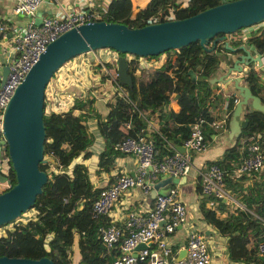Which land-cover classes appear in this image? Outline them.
<instances>
[{
  "label": "trees",
  "instance_id": "1",
  "mask_svg": "<svg viewBox=\"0 0 264 264\" xmlns=\"http://www.w3.org/2000/svg\"><path fill=\"white\" fill-rule=\"evenodd\" d=\"M124 1L105 0L106 9L102 10L98 0H91V7L99 10L101 14L99 19L120 21L131 26L146 23L145 19L144 21L142 19L143 16L154 14L163 4L174 3V0H130V16L121 19V15L128 11ZM221 1L225 0H187L186 7L189 9H193L194 5L198 7L187 14ZM238 30L237 28L233 31ZM245 42L264 53V29L246 36ZM221 50L223 49L219 44L206 49L202 48L197 40L187 42L178 48L163 50L161 52L166 55V58L157 67L149 70L146 78L141 77L137 60L128 59L126 73L130 76L131 86L119 83L125 90L126 97L117 96L115 91L111 92L112 99L103 104L105 110L102 115L98 113L99 108L95 105L89 90H86L84 95L80 92L74 95L69 107L59 111L45 112L43 99L42 124L45 137L42 143V159L38 162V166L45 172V182L41 186V191L35 195L30 207L34 210V218L26 220L23 224L14 225L16 229L14 236L21 237V240L12 242L10 236L0 237V255L30 258L45 255L52 259L53 264H67L68 251L75 238L77 240L76 254H78L76 264H109L113 253L105 252L104 245L97 236V228L107 225L109 220L104 214L93 215L91 210V202L100 187L91 183L86 172L87 165L82 160L71 164L78 156L81 159L88 157L89 145L94 142V134L87 128L86 118L94 117L95 130L102 140L96 152L94 173L110 172V169L114 167L115 158L129 155L117 150L113 144L126 137L134 136L137 132H146L151 136L156 158L159 159L163 153L171 152V149L166 147L167 144L174 149L180 146L188 133V124L194 118L201 115L206 122L212 118L205 102L216 103L220 96L212 90V86L216 83L210 82L207 77L218 69ZM158 54L146 57L157 58ZM188 70L193 73V79L190 78ZM259 71L264 74L260 68L247 69L241 78L251 92L257 94L264 103V80L258 76ZM232 97L230 93L225 97V110L228 113L225 125L234 105ZM170 101L178 105L177 110L168 106L167 103ZM130 102L136 108L132 107ZM138 110L143 112L144 117L149 121L158 117L155 121L158 132L152 129H149V132L146 131L145 118L139 115ZM130 117V127L126 130L120 129V125ZM243 118L246 120L244 128L233 136L232 143L222 150L218 158H211L206 162H214L221 170L227 185L242 189L237 193L239 200L259 213L264 201V168H260L245 185L243 181L232 180L230 177V169L240 161L245 146L252 140L248 135L255 134L257 130H264L262 111L252 110L246 104ZM211 132L212 129L204 123V137L210 136ZM258 143L264 154V138L262 137ZM51 160L56 165L71 164L72 166L61 172L52 171L48 169ZM4 177L10 183L13 182L11 166L6 168ZM7 188L8 186L0 183V192ZM198 191V188L194 189L193 194ZM146 198L149 197L146 196ZM206 198L208 196H201L198 200L200 218L204 223L214 226L220 236L226 237L224 251L227 258L231 261L239 260L245 264H264V251L257 250V243L264 240V226L249 219L239 209L233 213L228 212L223 218L217 216L214 209L204 205ZM125 233L124 231L123 235ZM29 235L33 236L31 244L27 240ZM121 238L122 236L118 241ZM44 239L46 241L43 248L41 245ZM138 264L146 263L139 261Z\"/></svg>",
  "mask_w": 264,
  "mask_h": 264
},
{
  "label": "built area",
  "instance_id": "2",
  "mask_svg": "<svg viewBox=\"0 0 264 264\" xmlns=\"http://www.w3.org/2000/svg\"><path fill=\"white\" fill-rule=\"evenodd\" d=\"M38 2L39 0H12L11 11L17 13V15L26 17L22 26H19L17 29L0 20V53L2 55L0 59V78L2 67L4 65L7 66V70L0 81V119L3 106L14 87L18 84L25 71L34 63L37 54L43 50L44 46L57 37L59 32L65 28L67 29L82 23V21L99 19L101 16L96 8L91 7V0H81L80 2L82 3L72 4L68 8H60L57 13L41 14L39 22L33 23ZM104 5V3L100 5L102 10L106 9ZM262 28L264 29V21L260 20L254 22V24L239 28L238 34L240 35V39L245 41L247 34L255 33ZM260 53L264 65V53ZM107 56L109 57L106 61L114 63L116 53L113 54L110 51L107 53ZM138 56L140 55L127 53L124 57L126 61L130 58H135L140 70L155 68L152 62L147 61L149 59L155 60V58L140 56V58L145 59L140 61ZM95 59L98 63L99 60ZM99 64V69L102 70L105 81L115 86L111 92L115 91L117 96L126 97L125 90L119 85L120 82L115 79L116 64L114 63L112 68L108 70L105 68L103 62ZM52 76L49 77L45 86L46 94H43V99H49L46 96L48 93L49 95L56 93V90H51L48 87V85L52 84ZM237 93L235 88L230 92L233 96V101L237 99ZM82 94L84 95V93ZM110 94L106 95L105 99L109 98L108 100L111 101ZM94 98H97V96H94ZM65 100L66 103L63 106L68 108L69 105H66L68 102L71 104L72 98L68 94H65ZM172 102L167 103L169 107L172 105ZM223 102L225 103V99ZM132 107L136 108L135 105H132ZM138 113L141 117L145 118L143 112L138 110ZM227 114L225 112L218 118H210L207 122L203 116L198 115L188 124V133L183 138L182 143H180L182 151H177L167 144L166 147L170 148L171 152L167 154L163 153L159 159L156 158V151L152 144L153 141L148 133L143 135V133L140 134L136 131L137 133L134 136L126 137L113 144L117 150L132 155L134 161L133 167L127 171L113 170L108 178V183L99 188L96 197L91 202L92 214H104L109 220L107 225L97 228V236L104 245L105 252L113 253L109 264H138L139 261L146 264H210L212 251L209 242L213 241V238L212 234H206L203 228L194 226L188 222L185 233L179 242L176 245L169 243V237L178 227L183 225L185 218L188 217L186 202H183L179 196L180 182H170L166 191L154 193L150 197V204L147 206L141 205L139 203L140 199L136 197L134 201H138V203L131 201L130 198L134 197L137 191L142 195H146L152 184L158 179L160 173L188 179L187 175L190 170L189 177H191V180L189 179V182L193 186V190L199 189L194 194L197 209L199 198L201 196H208L204 201V205L207 208L214 209L217 216L223 218L227 216L228 212L233 213L236 209H239L249 219L264 226V201L262 210L258 213L239 200L237 193L241 192L242 189L239 187L232 188L227 185L228 183L222 177L221 170L214 162L208 161L197 166L192 165V156L204 150L208 144L207 138L203 135V124H208L216 131H222L225 128ZM144 121L147 126L149 120L145 118ZM130 125L131 117L120 125V129L126 130ZM149 129L158 132L156 128L150 127ZM248 136L252 138L251 142L245 146L244 154L240 161L230 169L232 180L239 179L243 181V185L247 184L250 180L246 179L245 175L254 176L256 171L264 165V154L258 143L262 137L264 138V130H257L255 134ZM3 139V133L0 129V174L4 176L6 168L11 166V164L5 149L2 148L5 144ZM80 160H82L80 156L75 158V161ZM52 162L51 160V164L49 165L53 167L49 170L56 172H61L70 165H56ZM0 183L8 187L11 184L10 181ZM14 218L18 219V217ZM124 231L126 233L123 235ZM0 236L2 235L0 234ZM121 236V240L118 241ZM76 242L77 240L70 245V248L72 245L75 246ZM138 242L144 244V246L134 249V246ZM180 250H183L184 253L178 257V251ZM257 250L260 252L264 251L263 239L257 243Z\"/></svg>",
  "mask_w": 264,
  "mask_h": 264
},
{
  "label": "water",
  "instance_id": "3",
  "mask_svg": "<svg viewBox=\"0 0 264 264\" xmlns=\"http://www.w3.org/2000/svg\"><path fill=\"white\" fill-rule=\"evenodd\" d=\"M42 10L35 11L33 23L41 19ZM264 20V0H225L205 6L191 14L176 18L159 19L144 24L127 26L115 20L94 19L82 21L60 31L58 36L48 42L40 51L34 63L25 71L3 106L0 129L3 133L2 148L10 159L13 182L0 192V225L19 217L32 205L35 195L41 191L45 182V172L38 166L42 159L43 130V94L49 77L64 62L83 51L110 47L116 53V79L131 86L130 76L126 73L127 61L123 53L140 56L156 55L169 49L178 48L187 42L197 40L202 48L219 46L232 56L231 65L219 75L207 77L210 82L227 84L232 81L238 97L234 101L230 117L227 119L228 135L236 136L244 128L246 120L242 117L243 108L248 104L252 110L264 114V103L253 94L250 88L241 82L240 71L243 66L252 63L264 71L261 53L250 52L243 44L229 45L223 34L237 28ZM222 33V35H218ZM8 35V34H7ZM206 44H209L206 46ZM249 67L248 69H250ZM7 66L1 70L2 80ZM189 71V70H188ZM235 72L232 74L231 72ZM231 73V74H230ZM190 78L194 75L189 71ZM179 151H182L180 147ZM183 177L168 176L160 173L152 184L147 196L152 197L167 183L184 182ZM7 181L0 174V182ZM208 230H204L207 234ZM138 242L134 246L143 247ZM178 251V257L183 254ZM0 264H53L50 257L38 258L25 256L0 255Z\"/></svg>",
  "mask_w": 264,
  "mask_h": 264
},
{
  "label": "crops",
  "instance_id": "4",
  "mask_svg": "<svg viewBox=\"0 0 264 264\" xmlns=\"http://www.w3.org/2000/svg\"><path fill=\"white\" fill-rule=\"evenodd\" d=\"M80 1L81 0H39V2L36 5V10L40 9V10H42V15H48V14H52V13H57V11H59L60 8H63V7L68 8L72 4L82 3ZM11 4H12V0H0V20H3V22L5 24L11 25L12 27L17 29V28H19V26H22L23 22L26 20V17L22 16V15H17V13L12 12L10 9ZM130 4H131L130 0L124 1V5H125V7L128 8V11H127V13L125 12L124 14L121 15V19H125V18H128L130 16L129 15L130 8H131ZM186 4H187V0H179V1L174 0V3H168L167 5H165L166 7H163V8L161 5V7L154 14L143 16L142 19H143V21L145 19V22L147 23L150 21H156V19H161V18H164V19L176 18V17H180V15H185L189 11L198 8L197 6L194 5L193 9H189L188 7H186ZM100 5H99V7H100ZM181 11H182V13H180ZM238 33H239V31H232L229 34H226L224 36V40H226L229 45H235V44L243 43L249 48L251 53L255 54L254 52L257 50L254 49L251 45H248L244 40L242 41L240 39V35ZM219 43H220V41L217 42L216 44L218 45ZM220 54H221V60L219 62L218 69L213 74L214 76L221 74L222 72L225 71V69H227V67L229 65H231V61H232L231 57L232 56L227 57L228 54H227V51H225V50H221ZM79 55L80 54L73 56L71 59L68 60L64 69L62 70L64 74L69 75V76L74 75L73 73H69V71H73V72H76V71L80 72L81 70L83 71V69H81L83 64L84 65L89 64L88 59L82 61V58L78 57ZM1 57H2V55L0 53V59H1ZM242 66H243V70L240 71V74L242 72H244L245 70H247L249 67H251L253 69H258L253 63L249 66H244V65H242ZM86 68H88V67L86 66L84 69H86ZM231 73L234 74L235 72L233 71ZM92 74L94 75V73H92ZM258 76H260V77L262 76L260 72H258ZM76 78L77 77H75L73 79L76 80ZM240 78H241V76H240ZM92 79H94L93 80L94 82H98L97 81L98 78L96 79L93 76ZM99 81L103 82V81H105V78L103 77V79L99 80ZM241 82L243 84H245L243 78H241ZM72 83L73 82H71V84ZM81 83H83V82L81 81ZM214 83H216V85L212 86V90L214 91L215 94L219 93L220 99L216 103L211 102V101L205 102V106L207 107V110L212 117L211 119L218 118L221 114H224L226 112L225 103L223 101L225 99L226 94L230 93L234 89L232 81L227 83V84H223L221 82H214ZM89 84L91 86L88 87V90L91 92V95L93 96V98H94V96H97V98H94L95 105L98 106V108H99L98 113L100 115H102L104 113V110H105V109H103V106H104L103 104H105V101H107V102L109 101L108 100L109 98L105 99L106 95L111 93V91L115 88L114 84L110 85L107 81H105V88H106V92L104 94L105 96L98 95V92H99L98 89L100 87L97 88V85L94 84L93 82L92 83L91 82L90 83L89 82L83 83L82 86H78L76 83H74V85L72 84L73 86H68V89H70L69 90L70 92H68L67 94L68 95L71 94L73 97L74 95L78 94L79 92L84 93V91H86V90L83 91L80 88L83 87V85L89 86ZM171 104H172L170 106L171 109H173V110L178 109V105L174 101ZM68 105H70V102H68V104L66 106H68ZM65 108L66 107L61 108V109H65ZM242 112H244V108H243ZM242 117H243V115H242ZM157 118L158 117H156V118L154 117L151 121H149L148 125L145 126V129L147 132H149L150 127H152V128L157 127L156 122H155L157 120ZM92 120L94 122V117ZM86 124H87V120H86ZM224 127L225 128L222 131H216L209 126V128L212 129V132H211L210 136H208L206 138L208 140L207 145L210 144V146H208L203 151L198 152L197 154H194L192 156V165L193 166H197L199 164H202L203 162H206L208 159H211V158H214V159L218 158L222 154V150H224L227 146L230 145V143H232V141L234 140V137L233 136H232V138L229 137L227 125H225ZM87 128H88V125H87ZM93 129L95 130V128H93ZM95 131H97V130H95ZM140 134H142V133H140ZM144 134H147V133L144 132L143 135ZM98 139L100 142L98 147L100 148L102 140H101L100 136H98ZM90 147H91V144L89 145V148ZM99 148H98V150H99ZM179 149H180V146L178 148H176L177 151H179ZM128 157H131V158H128ZM87 158H91V157L88 156L85 159H82V162L86 165H87V161H86ZM133 161H134V157L132 155H125L122 157H117V158H115V161H114V167H112L110 169V172L106 173V172L100 171L98 173H92L93 169L96 168V162H95L93 168H91L90 166L87 165L86 172H87L89 180L91 181V183L94 186L102 187L108 183V181H109L108 178L110 177V174L113 172V170H115V171H127L133 167ZM246 176H248V177H246ZM244 177L249 180V179L253 178L254 176L245 175ZM185 183H188V179H185L184 182L180 183V191H182L184 189L183 185ZM169 185H170V183L164 184L160 188V191H166L168 189ZM191 188L193 190L192 185L190 187V190H191ZM187 189H188V192H190L188 187H187ZM193 192H194V190H193ZM193 192H192V197L190 199V202L189 201L186 202L185 200H183L181 198L183 202H186V207L188 210V217L185 218V222L183 223V225L178 227L176 229V231L169 237V240H170L169 243H171V245H176L179 242V240L183 237L185 230L187 228V223L189 222V223H192V225H194V226L203 228L204 230H208L207 231L208 235L212 234L213 241L209 242V246H210V249L212 251L210 264H245V263L240 262L239 260L231 261L227 258L226 252L224 251V242H226V237L217 235L215 230L213 229L214 228L213 226H211V225L209 226V224L204 223L202 221V219L200 218V212L197 209V202L195 201ZM146 196H147V194L142 195V194H140L139 191H137L135 193V196L131 197L130 199L132 202L138 203V201H134V198L135 197L139 198L140 199L139 203L141 205L147 206L150 204V197L148 196L149 198H146ZM192 206L195 207V210H193L191 208ZM74 242H72V243H74ZM71 248H73V250L71 252H73V254L75 255L74 256V258H75L74 263L76 264V261L78 258V254H76V247L74 248V246L72 245ZM69 252H70V250L68 251V253ZM213 259L215 260L214 262H213Z\"/></svg>",
  "mask_w": 264,
  "mask_h": 264
},
{
  "label": "rangeland",
  "instance_id": "5",
  "mask_svg": "<svg viewBox=\"0 0 264 264\" xmlns=\"http://www.w3.org/2000/svg\"><path fill=\"white\" fill-rule=\"evenodd\" d=\"M176 1H179V0H176ZM102 3H105V0H98V5L99 4H102ZM167 5V4H166ZM161 7V6H160ZM159 7V8H160ZM163 7H166L165 5H162V8ZM99 10H97V12H98ZM157 11V10H156ZM180 13H182V11L180 12ZM179 13V14H180ZM100 16V15H99ZM260 21V20H259ZM264 21V20H263ZM242 28V27H241ZM6 45H8V44H6ZM110 47H107V48H96V49H94V50H92V51H90V50H87V51H83V53H80V55L78 56L79 58H82V61L83 60H89V64L88 65H84L83 64V66H82V68L81 69H83V71L81 70L80 72H78V71H76V72H73V71H69V73H73L74 75H71V76H69V75H66V74H64L63 73V69H64V67H65V65L67 64V62H68V60L67 61H64L60 66H59V68L57 69V70H55V72L56 73H54V74H52L51 76H52V84L49 86L48 85V87H50L51 88V90H56V93L55 94H53V95H49V93L46 95V96H48L49 97V99L47 98V99H44L45 100V103H44V110H45V112H48V111H50V110H53V111H59L60 110V108H63L64 106L63 105H65V103H66V100H65V94H67L68 92H70L69 90L70 89H68V86H73L74 85V83H76L78 86H82V84L83 83H86V82H93L94 84H96L97 85V88H99L98 89V95H100V96H105L104 94H105V92H106V88H105V81H99V80H102L103 79V77H104V75H103V73H102V70H100L99 69V67H100V62H103V64H104V66H105V68L108 70V69H111L112 68V65H114V63L116 64V60H114L113 62L114 63H112V62H107L106 60L108 59V57L109 56H107V53L108 52H112L113 54H115V51L113 50V49H111ZM127 53H123V55L125 56ZM78 55V54H77ZM76 56V55H75ZM166 55H164V53H162V52H159V54H158V56H157V58H155V60H147V61H149L150 63L152 62L153 63V66H155V67H157V64L161 61V60H163V59H165L166 57H165ZM95 57L97 58V60H99L98 61V63H97V61H96V59H95ZM139 57V60L140 61H143V60H145L144 58H140V56H138ZM71 59V58H70ZM77 60V59H76ZM88 67V68H86V69H84L85 67ZM61 67V68H60ZM84 67V68H83ZM153 69V68H152ZM149 70H151V69H149ZM149 70H145V69H143V70H140L141 72V77L142 78H146V73H148L149 72ZM246 71V70H245ZM260 72V71H259ZM92 73H94V75L92 74ZM261 73V77H262V79L264 80V74L262 73V72H260ZM96 74V75H95ZM258 74V73H257ZM94 76L96 79L98 78V82H94L93 80L94 79H92V77ZM97 76V77H96ZM75 77H77L76 78V80L75 79H73V78H75ZM260 77V76H259ZM81 81L83 82V83H81ZM71 82H73L72 84H71ZM91 85L89 84V86H85V85H83V87H81L80 89H82L83 91L84 90H88V87H90ZM46 94V88H45V93H44V95ZM44 95H43V98H44ZM69 96L71 97V98H73L72 97V95L71 94H69ZM67 98V97H66ZM59 101V102H58ZM62 101V102H61ZM105 102H107V101H105ZM93 117H91V116H89V118L87 117V125H88V128H89V130H91V132L92 133H94V142L91 144V147L90 148H88L89 149V156L91 157V158H87L86 159V161H87V165L88 166H90L91 168H93V166H94V163L96 162V159H97V155H96V152H97V150H98V146H99V144H100V142H99V139H98V132L97 131H95L93 128H95L94 127V122H93ZM95 131V132H94ZM208 146H210V144L209 145H206V147L205 148H207ZM204 148V149H205ZM203 151V150H202ZM201 152V151H200ZM209 154V153H208ZM128 158H131V157H128ZM93 160V161H92ZM75 162V160H73L72 162H71V164H73ZM68 165V167L67 168H64V169H66V170H68L69 168H71V166L72 165ZM53 166H51V165H49V168L48 169H50V168H52ZM260 168H264V165H262V167H260ZM259 168V169H260ZM63 169V170H64ZM258 169V170H259ZM256 172H258V171H256ZM92 173H94V169H93V171H92ZM190 173H191V171L189 170L188 171V175H187V177H188V183H189V179L191 180V177H189L190 176ZM256 175V173L254 174V176ZM185 183L183 186H184V189L182 190V191H180V193H179V196L183 199V200H185L186 202L187 201H189L190 202V199H191V197H192V192H193V190H192V188H191V190H190V187H191V184L189 183ZM188 185V186H187ZM187 187L189 188V190H190V192H188V189H187ZM193 210H195V207L194 206H192L191 207ZM27 218H29V219H31V218H34V210L32 209V208H30V209H28V210H26L25 212H23L22 214H21V216L20 217H18V219L17 218H13L10 222H7V223H5V224H2V225H0V234L2 235V236H0V237H7V236H10V238L12 239V242H19L20 240H21V237H18V236H14V234H15V232H16V229H14V225H15V223H19V224H23L25 221H26V219ZM214 230H215V232H216V234L217 235H219L218 234V231L216 230V228L214 227L213 228ZM14 231V232H13ZM75 237V236H74ZM207 238H208V236H207ZM28 243L29 244H31L32 242H33V236H30L29 235V237H28ZM74 240H75V238H74ZM46 240L44 239L43 240V242H42V247L44 248V242H45ZM76 241V240H75ZM76 246V245H75ZM75 246H74V248H75ZM73 250V248H70V252ZM69 252V261H68V263L67 264H75L74 263V254H73V252H71L70 253ZM214 256V255H213ZM215 260L213 259V262H214Z\"/></svg>",
  "mask_w": 264,
  "mask_h": 264
}]
</instances>
